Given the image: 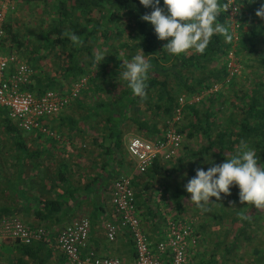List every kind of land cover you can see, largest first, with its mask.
Masks as SVG:
<instances>
[{
    "label": "trees",
    "instance_id": "obj_1",
    "mask_svg": "<svg viewBox=\"0 0 264 264\" xmlns=\"http://www.w3.org/2000/svg\"><path fill=\"white\" fill-rule=\"evenodd\" d=\"M16 1H12L3 23L5 38L2 49L4 53H16L33 70L32 84L27 91L35 95L48 91L68 93L73 85L85 80L79 98L69 106L71 112L74 115L78 113L80 117H72L67 127L78 128L81 123H89L91 130L97 131L99 137L111 144L101 155L111 156L129 174L134 166L127 164L128 152L124 141L130 130H134L131 133L133 136L144 141L162 139L168 127L165 122H171L176 116L181 97L200 95L221 84L218 91L196 105L185 106L181 111L177 124L179 133L187 141L200 143L198 148L192 150L185 146L186 153L175 161L171 160L170 169L155 161L142 176L130 180L131 189L137 210L138 206H144L143 200L152 201L158 191L162 194L165 207L170 196L173 211L167 214L171 216L174 212L171 218L189 224L199 238V246L202 245L190 257L189 264H264L262 215L254 205L239 202L238 187H232L230 195L222 194L219 201L211 198L212 202L203 207L195 204L203 211L201 223L194 226L182 218L186 210L184 202L190 194L184 189L172 190L168 184L176 170L186 164H193L196 170L205 161V156L217 164L231 158L242 141L254 149L264 163V50L256 49L257 42L263 41L260 38L264 36V18L257 17L256 11L264 0L238 1L239 61L242 65L241 53L247 51L256 57L262 73L254 76L252 72V88L240 95L236 93L239 87L236 77L223 83L231 39L216 35L203 54L190 50L174 56L164 49L167 41L159 40L153 26L142 20L141 17L153 9L144 7L140 0ZM219 2L222 8L218 22L226 27L230 35L229 10H224L226 0ZM160 6L163 7V0ZM66 33L77 34L82 43L74 45ZM140 49L151 64L145 98L133 95L127 82L118 80L123 71L120 69L123 61L131 60L140 53ZM46 60H50V65L44 66ZM256 62L246 64V69L258 70ZM50 68L55 71L53 76L48 73ZM222 88L233 92L232 101L228 100V96L225 98L226 92ZM220 101L221 106L227 108L215 110ZM0 143V159L4 158L5 151L7 154L14 150L13 158L17 159L18 166L23 161L19 178L23 184L26 158L40 156V153L28 152L24 132L5 118L3 112L0 113ZM111 165L112 162L104 163L102 171L105 172ZM15 180L18 179L15 177ZM96 181L86 182L82 189L89 191ZM11 182L6 177H0V194L5 201L10 199ZM17 194L25 199V188H18ZM64 206L61 202L45 201L44 209L37 213V217L42 221H51ZM17 214V208L12 210L8 205L0 206V222ZM148 216L152 219L148 221L153 224L152 230L154 227L155 231H159L165 217L160 211L149 212ZM242 216L247 218L242 219ZM206 217L207 220H204ZM53 253L45 243L24 245L12 239L0 243V260L4 264H53ZM64 261L61 256L60 264Z\"/></svg>",
    "mask_w": 264,
    "mask_h": 264
},
{
    "label": "built area",
    "instance_id": "obj_2",
    "mask_svg": "<svg viewBox=\"0 0 264 264\" xmlns=\"http://www.w3.org/2000/svg\"><path fill=\"white\" fill-rule=\"evenodd\" d=\"M13 0H0V113L12 121L24 133L38 132L49 138H57L49 130L51 120L60 115L70 104L79 98L85 80L73 85L70 92L48 91L35 95L27 91L33 70L16 53H4L2 40L5 38L3 23L12 6ZM240 0H226L230 18L231 48L227 52L226 77L228 83L240 72L242 65L238 58L239 37V4ZM221 84L213 89L179 99L180 108L176 116L164 132L162 139L144 141L131 137L127 144L129 155L136 162V173L143 175L155 162H170L177 159L182 151L183 137L177 126L182 109L187 105H196L213 92L218 91ZM114 222L105 225L106 236L110 242L116 240L118 228L127 232L135 249L134 264H189L190 257L199 248V238L194 229L186 222L167 217V230L164 239L151 248L141 229L134 192L130 179L117 181L112 190ZM90 237V221L87 218L76 220L66 226L58 235L44 227H30L19 218H8L0 222V243L3 240H16L24 245L45 243L53 252L64 257V264H127L119 258H108L96 255L93 251L83 249Z\"/></svg>",
    "mask_w": 264,
    "mask_h": 264
},
{
    "label": "crops",
    "instance_id": "obj_3",
    "mask_svg": "<svg viewBox=\"0 0 264 264\" xmlns=\"http://www.w3.org/2000/svg\"><path fill=\"white\" fill-rule=\"evenodd\" d=\"M72 117H80V115L78 113L74 115L68 107L50 121L49 130L58 135V139L49 138L38 132L27 135L24 133L28 152L33 154L39 152L40 156L26 158L23 165V184L19 181L23 161H20L18 166L17 159H14L13 168L15 169L10 175L11 179L15 175L18 180L14 181L16 185L13 184L10 190L9 201L0 199V202L8 205L12 210L17 208L18 214L15 217L24 224L32 228L47 227L55 236L72 222L87 218L90 221V237L83 249L85 253L93 251L101 257L119 258L127 264H134L135 249L129 234L118 228L116 240L110 242L106 236L105 225L109 222L113 223L116 217L112 205V190L115 185L113 182L123 176L131 180L135 176L142 175L136 173V162L128 155L129 153L127 164L130 161L134 164L130 174L124 168L119 167L118 161H113L111 156H102L101 152L111 144L99 137L100 134L97 131L84 128L82 123L78 128L67 127ZM129 139L124 141L126 153ZM107 162H112V165L109 168L106 167V171L103 172L102 167ZM63 178L67 182L63 181ZM96 179L93 188L89 191L82 189L86 182ZM67 184L69 186H66ZM18 187L25 188V199L17 194ZM51 200L64 203L65 206L51 221H42L37 217V213L44 209L45 201ZM146 201L147 199L145 202L143 200V207L138 206V217H140L141 229L148 243L151 248H154L164 239L167 217L162 226H159V231H155L154 227L152 230L153 224L148 222L152 220L148 216L149 212L157 213L158 211L159 213L162 209L159 204L162 202L155 200L154 196L152 201ZM52 258L53 264H60L61 255L58 252H54Z\"/></svg>",
    "mask_w": 264,
    "mask_h": 264
},
{
    "label": "clouds",
    "instance_id": "obj_4",
    "mask_svg": "<svg viewBox=\"0 0 264 264\" xmlns=\"http://www.w3.org/2000/svg\"><path fill=\"white\" fill-rule=\"evenodd\" d=\"M140 4L153 9L141 18L153 26L159 40L167 41L164 49L174 56L190 50L203 54L216 35L231 39L226 27L218 22L222 8L219 0H163V7L161 0H140ZM256 16L264 18V4L256 11ZM65 35L74 45L82 43L75 33ZM143 53L140 49L131 60L123 61L120 68L123 71L118 75V80L126 81L132 94L141 98L147 96L146 81L151 68ZM205 163L211 166L206 170L197 168L184 185V190L190 194L189 201L203 207L212 202L211 198L219 201L222 194L230 195L235 186L239 189L241 204L264 209V163L247 143L242 141L237 153L222 163L217 164L207 156Z\"/></svg>",
    "mask_w": 264,
    "mask_h": 264
},
{
    "label": "rangeland",
    "instance_id": "obj_5",
    "mask_svg": "<svg viewBox=\"0 0 264 264\" xmlns=\"http://www.w3.org/2000/svg\"><path fill=\"white\" fill-rule=\"evenodd\" d=\"M243 8V7H242ZM261 40H263V41H261V42H257V44H256V49H263L264 50V36L262 37V38H260ZM95 53H97V51L95 50ZM242 54V58H243V61H242V69H241V71H240V73H239V75L238 76H236V82L238 83V89L236 90V93H238L239 95L241 94V92H247V91H249L251 88H252V86H253V81H252V78H251V75H252V72L254 73L253 75L255 76L256 74H262L261 72H260V68L258 67L259 66V64H258V62H256V57L254 56V55H251V54H248V52L247 51H244L243 53H241ZM239 58H240V55H239ZM254 62H256L255 63V65L257 66H255L258 70H254V68L251 70V71H249V69L247 70L246 69V67H245V65L246 64H248V65H251V64H254ZM44 63V66H46V65H48V63H49V65H50V60L48 61V60H46V61H44L43 62ZM42 63V64H43ZM220 65V64H219ZM221 66V65H220ZM251 72V74L249 75V73ZM48 73L51 75V76H53L54 74H55V71L53 70V69H49L48 70ZM223 89V88H222ZM224 90V92H226L225 93V98L228 96V100L229 101H232L233 100V96H232V94H233V92L232 91H228L226 88H224L223 89ZM235 93V94H236ZM184 97H186V96H184ZM110 98V97H109ZM222 107L223 106H221V101H220V103H218L217 104V106H216V108H215V110H222ZM224 109H226L227 107H223ZM222 115H223V113H221V115H220V117H222ZM168 123L169 122H165V125L167 124L168 125ZM82 126L84 127V128H89L90 127V125H89V123H82ZM128 130H130V129H128ZM165 130H166V128H165ZM130 132L131 133H133L134 132V130L132 129V130H130ZM131 133H129L128 134V136L127 137H125L126 139H128V138H131V137H135V135L133 136ZM28 133H26V135H27ZM25 141H26V139H25ZM26 143H27V141H26ZM1 144V143H0ZM200 145V143H197L196 141H187V139L185 138V137H183V140H182V147H183V149H182V151H181V154H180V156H182L183 154H185L186 153V151H185V149H184V147L186 146V147H188L189 149H192V150H196L197 148H198V146ZM4 155H3V157L4 158H2V159H0V177L1 178H4V177H6V178H8V179H11V173H12V171H14V169L15 168H13V161H14V158H13V154H14V150H12V151H10V152H8L7 154H6V151L3 153ZM179 156V157H180ZM178 157V158H179ZM95 158V157H94ZM175 161V160H174ZM130 163L131 164H133V162H131L130 161ZM163 165L166 167V168H169L170 169V167H171V164H170V162H166V163H163ZM133 166H134V164H133ZM199 167H204L205 168V170L207 169V167H209V164H206L205 163V161L203 162V164L201 165V164H199L198 165ZM116 167V166H115ZM194 166H193V164H186L184 167H182L181 169H178V170H176V172L175 173H173V175H172V177L168 180V184H169V186H171L170 187V189H177V188H179V189H184V185L187 183V180L188 179H190V178H192L193 177V174L195 173V170H194V168H193ZM134 168V167H133ZM186 174V175H185ZM140 177V176H139ZM123 178H127L128 179V177H126V176H123V177H121V178H118L116 181H118L119 179H123ZM11 181H12V183L13 184H15L14 183V181H15V175H13V177H12V179H11ZM116 181H114L113 182V180H112V182H113V184H115L116 183ZM19 189H21V187H18ZM17 188V189H18ZM163 188L161 187V190H162ZM164 190V189H163ZM158 194L156 195V197L154 198L155 200H160V202H162V194H160V192L158 191L157 192ZM9 195H10V193H9ZM170 196H168V200H167V203H168V205L165 207L164 206V204L162 205V203L161 204H159L161 207L160 208H162V209H160L161 211H160V214L162 215V213H164L163 214V216L166 218V217H172L173 216V214H174V212H173V214L170 216V215H168L167 213H172V211H173V204H172V202H171V200H170V198H169ZM189 197H190V195L185 199V202H184V204H185V207H186V210H185V212H184V214H183V216H182V218L184 219V220H187V222H190L191 224H193L194 226H197L198 224H200L201 222V220H202V218L200 217L201 215H202V208H197L196 206H195V203H193L192 201H189ZM0 199H5V197H3L1 194H0ZM5 201V200H4ZM3 202L1 201L0 202V206L1 205H3L2 204ZM259 213L262 215V219H263V221H264V209H259ZM80 219H83V218H80ZM204 220H207V217L204 219ZM232 239V236H230V238H229V240H231ZM201 245V244H200ZM202 246V245H201ZM201 246H199V247H201ZM202 248V247H201ZM198 250H199V248H198ZM246 259H252V257H245ZM0 262L1 263H3V260H0ZM4 264V263H3ZM242 264V263H241Z\"/></svg>",
    "mask_w": 264,
    "mask_h": 264
}]
</instances>
